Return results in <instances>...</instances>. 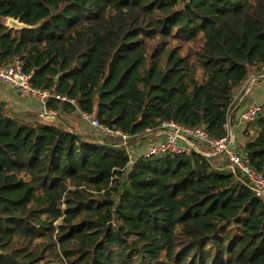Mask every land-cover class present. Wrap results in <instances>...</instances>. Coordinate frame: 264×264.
Here are the masks:
<instances>
[{"label":"trees","instance_id":"trees-1","mask_svg":"<svg viewBox=\"0 0 264 264\" xmlns=\"http://www.w3.org/2000/svg\"><path fill=\"white\" fill-rule=\"evenodd\" d=\"M16 60L75 101L49 111L131 140L169 121L223 139L264 67V0H0V65ZM24 118L0 102V264H264V202L213 159L133 162L120 139ZM242 136L264 176V102Z\"/></svg>","mask_w":264,"mask_h":264},{"label":"built area","instance_id":"built-area-1","mask_svg":"<svg viewBox=\"0 0 264 264\" xmlns=\"http://www.w3.org/2000/svg\"><path fill=\"white\" fill-rule=\"evenodd\" d=\"M251 77V76H250ZM31 76L24 73L21 63L16 60L9 66L0 65V83L12 88L17 94L46 105L49 98L69 102L75 105V101L64 96L50 94L47 90L34 88L30 84ZM256 77L249 78L240 89L239 97L246 96L250 92ZM242 94V95H241ZM241 95V96H240ZM82 121L88 123L91 128L104 136L113 137L123 142L131 139V136L121 130L109 128L102 124L96 117L77 109ZM262 112V104L251 101L248 108L242 113L241 120L244 124L257 120ZM56 111H50L49 117L54 116ZM151 134L155 141L150 144L144 154L147 157L163 156L167 154L183 156L191 153H199L207 159L214 160L215 169L233 175L242 180L248 189L261 201L264 202V176L257 172L239 151V144L231 132L229 119L228 135L223 139H213L204 127L189 128L175 122H163L156 132L146 131Z\"/></svg>","mask_w":264,"mask_h":264},{"label":"crops","instance_id":"crops-1","mask_svg":"<svg viewBox=\"0 0 264 264\" xmlns=\"http://www.w3.org/2000/svg\"><path fill=\"white\" fill-rule=\"evenodd\" d=\"M261 85L263 84L260 83V85H258L257 87L258 90L256 93L242 99L238 103L237 107L235 108L233 112V116H232V122H231V132L234 137H235V134H234L235 132H239L242 134V132L244 131L246 127V124L242 122L240 117L242 113L248 108V105L250 104L251 100L254 98L261 99V94L264 93V87H261ZM0 102L6 106L7 110H9L11 114L18 115L22 118L31 116L32 119L39 118L41 120H47V121L49 120L58 121V118H57L58 116H60L62 119L65 120L67 117L73 116L76 114L77 117L75 118H77V121L78 120L82 121L78 112L71 113L69 111H63V110L58 113L56 112L54 116L49 117L50 111L47 110L46 105L42 104L41 102L34 101L27 97L17 94L12 88L6 86L3 83H0ZM263 102H264V99L262 100V103ZM26 119H29V118L27 117ZM80 127H82V125ZM237 143L239 144L240 142H237Z\"/></svg>","mask_w":264,"mask_h":264},{"label":"rangeland","instance_id":"rangeland-1","mask_svg":"<svg viewBox=\"0 0 264 264\" xmlns=\"http://www.w3.org/2000/svg\"><path fill=\"white\" fill-rule=\"evenodd\" d=\"M258 77V79H256V82L252 84L251 88H250V92L248 95L246 96H241L239 97V100L241 101L242 99L253 95L254 93L257 92L258 90V85H260V83H262L263 85H261V87H264V67L261 70H258L257 72L253 71L251 73V77ZM260 88V87H259ZM264 99V93L261 94V99H257L254 98L251 101H256L258 103L262 104V100ZM239 100H237L239 102ZM236 101V102H237ZM238 102L236 103L234 109L237 107ZM248 102V100H247ZM233 112V111H232ZM232 115V113H231ZM74 116V117H73ZM73 116H69L65 119V122L73 127H75L74 129L78 130V131H87V132H92L94 135H96L97 137H101L102 134L100 132H98L97 130H94L93 128L90 127V125L86 122H82V121H77V117L76 114ZM82 125V127H80ZM235 138L237 139V142L243 143L242 141L243 136L241 133L239 132H235ZM104 136V135H103ZM155 141L154 137L151 136V134L145 133L141 136L135 137L134 139H129L128 141L124 142L126 143V145H124L123 147H126V149H128L129 151V156L132 159L133 162H135L141 155L146 153L147 148L150 146V144H152ZM239 143V144H240Z\"/></svg>","mask_w":264,"mask_h":264},{"label":"water","instance_id":"water-1","mask_svg":"<svg viewBox=\"0 0 264 264\" xmlns=\"http://www.w3.org/2000/svg\"><path fill=\"white\" fill-rule=\"evenodd\" d=\"M6 26L9 27L10 29H16V30H24V29H30L31 28V27L21 23L19 20H15V19H8L6 22ZM102 93H103V87L101 86L98 98H100L102 96ZM37 119L41 120L39 118H37ZM37 119H26V118H24L23 120L33 121V120H37Z\"/></svg>","mask_w":264,"mask_h":264}]
</instances>
